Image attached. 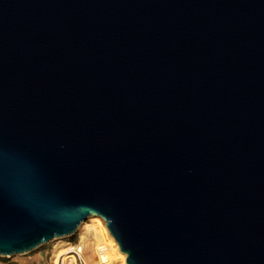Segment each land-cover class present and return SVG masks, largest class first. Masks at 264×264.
Wrapping results in <instances>:
<instances>
[{"label":"water","instance_id":"1","mask_svg":"<svg viewBox=\"0 0 264 264\" xmlns=\"http://www.w3.org/2000/svg\"><path fill=\"white\" fill-rule=\"evenodd\" d=\"M89 217L121 264H264V0H0V256Z\"/></svg>","mask_w":264,"mask_h":264},{"label":"rangeland","instance_id":"2","mask_svg":"<svg viewBox=\"0 0 264 264\" xmlns=\"http://www.w3.org/2000/svg\"><path fill=\"white\" fill-rule=\"evenodd\" d=\"M81 233L85 235H93L87 239L84 253L81 255L83 264H88L85 263V257H92L93 253L94 260H99L96 264H119L113 251L114 244L105 227V224L102 221L95 218H90L89 221H85L82 231L79 234L63 237L61 240L75 243L77 241V237ZM58 241L59 239H54L28 253L14 254L10 257L0 256V259H6V261L1 260L0 264H48V259L45 255V252L42 250L44 248H50L55 255L56 252L54 246ZM73 249H76V247H71L68 252L61 255L63 256V264H70L71 256L68 255V253Z\"/></svg>","mask_w":264,"mask_h":264},{"label":"trees","instance_id":"3","mask_svg":"<svg viewBox=\"0 0 264 264\" xmlns=\"http://www.w3.org/2000/svg\"><path fill=\"white\" fill-rule=\"evenodd\" d=\"M91 236H93L92 234H88V235H85V234H80L77 239H78V245H79V249L83 255L84 253V249H85V245H86V241L88 238H90ZM71 247H75L73 246V243H70V242H66V241H63V240H59L54 248H55V255L56 256H60L66 252H68L70 250ZM77 248V247H76ZM42 251L45 252V255L48 259V264H55V260H56V257L54 255V253L52 252V250L50 248H44ZM6 261V259H0V261ZM99 260H94V253L92 254V257H85V263H88V264H96L98 263ZM77 263V261H75ZM78 264V263H77Z\"/></svg>","mask_w":264,"mask_h":264},{"label":"built area","instance_id":"4","mask_svg":"<svg viewBox=\"0 0 264 264\" xmlns=\"http://www.w3.org/2000/svg\"><path fill=\"white\" fill-rule=\"evenodd\" d=\"M73 246L77 247L76 249H73L72 251H70L68 253V255L71 256V262L70 264H83V261L81 259V251L79 249V245H78V239L75 243H73ZM77 261V263L75 262ZM55 264H63V256H56V263Z\"/></svg>","mask_w":264,"mask_h":264},{"label":"bare ground","instance_id":"5","mask_svg":"<svg viewBox=\"0 0 264 264\" xmlns=\"http://www.w3.org/2000/svg\"><path fill=\"white\" fill-rule=\"evenodd\" d=\"M90 218H95V217H89L88 221L90 220ZM95 219H98V220H100V221H102V222L104 223V221L101 220V219H99V218H95ZM84 224H85V222L82 223V225L80 226V228H79L77 234H79V233L82 231V228H83V225H84ZM104 224H105V223H104ZM105 227H106V226H105ZM106 229H107V228H106ZM107 231H108V230H107ZM57 239L61 240L62 238H57ZM111 240H112V239H111ZM117 261H118V260H117ZM118 263L121 264L119 261H118Z\"/></svg>","mask_w":264,"mask_h":264}]
</instances>
